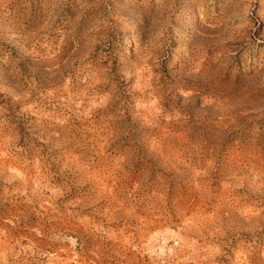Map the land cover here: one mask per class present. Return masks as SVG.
Wrapping results in <instances>:
<instances>
[{
	"label": "rangeland",
	"instance_id": "374dc122",
	"mask_svg": "<svg viewBox=\"0 0 264 264\" xmlns=\"http://www.w3.org/2000/svg\"><path fill=\"white\" fill-rule=\"evenodd\" d=\"M0 242L264 264V0H0Z\"/></svg>",
	"mask_w": 264,
	"mask_h": 264
},
{
	"label": "bare ground",
	"instance_id": "6f19581e",
	"mask_svg": "<svg viewBox=\"0 0 264 264\" xmlns=\"http://www.w3.org/2000/svg\"><path fill=\"white\" fill-rule=\"evenodd\" d=\"M11 93H12V92H11ZM89 116H90V115H89ZM1 147H2V146H1ZM15 164H16V163H15ZM14 169H15V167H14ZM14 169H13V170H14ZM16 171H17V170H16ZM13 180H14V179H13ZM1 241H2V240H1ZM0 244H1V242H0ZM4 245H5V244H4ZM0 246H2V245H0ZM6 250H7V249H6ZM15 251H16V250H15ZM3 252H4V251H3ZM3 252H2V253H3ZM18 252H19V251H18ZM9 253H10V252H9ZM17 254H18V253H17Z\"/></svg>",
	"mask_w": 264,
	"mask_h": 264
}]
</instances>
